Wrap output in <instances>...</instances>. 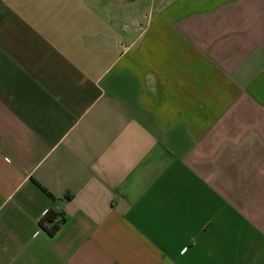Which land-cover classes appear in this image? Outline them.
I'll return each mask as SVG.
<instances>
[{"label": "crops", "instance_id": "obj_1", "mask_svg": "<svg viewBox=\"0 0 264 264\" xmlns=\"http://www.w3.org/2000/svg\"><path fill=\"white\" fill-rule=\"evenodd\" d=\"M0 264H264V0H0Z\"/></svg>", "mask_w": 264, "mask_h": 264}, {"label": "trees", "instance_id": "obj_2", "mask_svg": "<svg viewBox=\"0 0 264 264\" xmlns=\"http://www.w3.org/2000/svg\"><path fill=\"white\" fill-rule=\"evenodd\" d=\"M62 222L63 218H60V215L52 210L48 211L41 220L42 226L52 235L57 232Z\"/></svg>", "mask_w": 264, "mask_h": 264}]
</instances>
